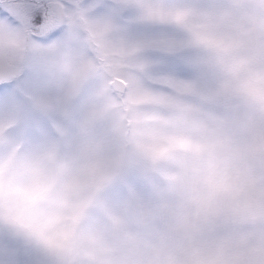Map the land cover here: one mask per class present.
Masks as SVG:
<instances>
[{
  "label": "snow or ice",
  "instance_id": "obj_1",
  "mask_svg": "<svg viewBox=\"0 0 264 264\" xmlns=\"http://www.w3.org/2000/svg\"><path fill=\"white\" fill-rule=\"evenodd\" d=\"M0 264H264V0H0Z\"/></svg>",
  "mask_w": 264,
  "mask_h": 264
},
{
  "label": "rangeland",
  "instance_id": "obj_2",
  "mask_svg": "<svg viewBox=\"0 0 264 264\" xmlns=\"http://www.w3.org/2000/svg\"><path fill=\"white\" fill-rule=\"evenodd\" d=\"M36 72L46 77V87L48 89L62 91L71 87V77L68 73H55L53 69L36 66ZM103 87V80L99 78L89 77L81 81L76 89V98H85L89 106L97 111V130L93 133V138L96 140L102 139L103 126H111L114 121V114L111 110H105V106L112 103L111 97L107 94L99 95L100 89Z\"/></svg>",
  "mask_w": 264,
  "mask_h": 264
}]
</instances>
